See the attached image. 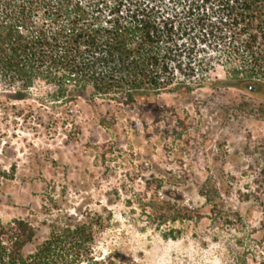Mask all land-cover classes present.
<instances>
[{
    "label": "rangeland",
    "instance_id": "374dc122",
    "mask_svg": "<svg viewBox=\"0 0 264 264\" xmlns=\"http://www.w3.org/2000/svg\"><path fill=\"white\" fill-rule=\"evenodd\" d=\"M217 2L159 4L183 17L172 87L192 91L133 108L82 98L77 138L44 83L18 100L0 81V219L38 228L26 253L81 208L104 218L94 252L106 264H264V98L227 85L239 44L205 34L196 16Z\"/></svg>",
    "mask_w": 264,
    "mask_h": 264
},
{
    "label": "trees",
    "instance_id": "16d2710c",
    "mask_svg": "<svg viewBox=\"0 0 264 264\" xmlns=\"http://www.w3.org/2000/svg\"><path fill=\"white\" fill-rule=\"evenodd\" d=\"M161 1L0 0L4 89L25 100L44 83L43 101L76 127L68 133L71 138L81 134L76 111L82 98L94 106L102 99L133 108L171 88L192 91L193 85L185 83L172 87L174 36L185 23ZM216 6L204 16L199 8L190 13L193 6L187 13L203 21L205 34L216 30L239 44V61L227 70V85L264 98V0H218ZM104 222L91 209L59 214L49 223L48 237L26 253L38 228L28 219H0V264H106L94 252Z\"/></svg>",
    "mask_w": 264,
    "mask_h": 264
},
{
    "label": "water",
    "instance_id": "95a60500",
    "mask_svg": "<svg viewBox=\"0 0 264 264\" xmlns=\"http://www.w3.org/2000/svg\"><path fill=\"white\" fill-rule=\"evenodd\" d=\"M252 88V86H250Z\"/></svg>",
    "mask_w": 264,
    "mask_h": 264
}]
</instances>
